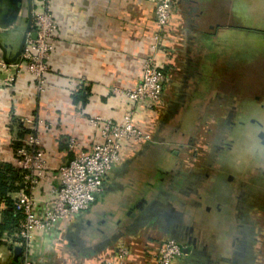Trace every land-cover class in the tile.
I'll return each instance as SVG.
<instances>
[{"label":"crops","instance_id":"1","mask_svg":"<svg viewBox=\"0 0 264 264\" xmlns=\"http://www.w3.org/2000/svg\"><path fill=\"white\" fill-rule=\"evenodd\" d=\"M190 7L188 0L178 6L165 48L156 54L167 83L163 104L139 114L149 140L113 167L87 212L66 219L58 232L35 238L31 264H155V253L172 238L182 247L173 264H264V201L259 203L264 198V148L259 142L254 154L253 134H239L234 142L251 152L238 163L240 171L230 165L219 178L216 154L222 146L212 154L208 134L203 135L209 130L215 136L216 131L206 124L210 115L200 116L197 108L213 95L212 117L222 115V92L211 93L216 77L210 76L222 59V28L205 21L195 27ZM221 7L218 1V18ZM54 12L60 39L45 92L39 94L27 74L11 86L0 75V165L17 170L16 150L36 119L52 126L40 132L52 176L32 193L41 208L60 185L58 170L79 150L100 141L90 120L102 116L119 122L129 109L128 100L114 90L140 82L143 64L155 53L158 31L151 0H55ZM29 13L27 0H0L1 59L3 48L9 58L16 56ZM209 25L216 30L207 29ZM84 91L85 100H76ZM198 128L202 130L195 135ZM72 139L78 145L74 150ZM17 247L9 238L0 239V264H23L25 252L17 260ZM120 248L128 251L126 258H120Z\"/></svg>","mask_w":264,"mask_h":264},{"label":"built area","instance_id":"2","mask_svg":"<svg viewBox=\"0 0 264 264\" xmlns=\"http://www.w3.org/2000/svg\"><path fill=\"white\" fill-rule=\"evenodd\" d=\"M54 1L32 0V29L21 57L13 64L0 58V75L5 76L6 86H11L16 77L27 74L32 77L37 92L41 95L45 92L50 61L60 39ZM151 1L155 4L158 30L154 38L155 53L143 64L141 80L134 88L114 90L115 95L128 100L129 109L119 122L102 116L90 120V126L100 134V141L86 150H79L72 160L58 170L56 178L60 185L55 190L53 200L43 209L38 207L32 193L41 181L52 178L47 172L40 140V132L49 131L52 126L36 119L31 133L16 150V167L23 174V189L17 193L15 200L24 217L19 222V233L15 237L23 240L20 244L25 252L23 264H31L29 256L38 235L58 232L66 219L87 212L103 193L104 182L113 167L127 152L150 138L142 129L139 114L163 104L167 76L157 65L156 54L164 50L171 19L178 6H181L179 0ZM33 33L37 35L36 39H32ZM76 146V141L70 140L71 150ZM5 209L6 204L0 201V219ZM119 253L120 258L128 255L124 248H120ZM181 256L180 243L170 239L155 253V264H173ZM104 264L113 263L108 261Z\"/></svg>","mask_w":264,"mask_h":264},{"label":"rangeland","instance_id":"3","mask_svg":"<svg viewBox=\"0 0 264 264\" xmlns=\"http://www.w3.org/2000/svg\"><path fill=\"white\" fill-rule=\"evenodd\" d=\"M227 3V13L228 10H230L228 18L232 21V24L256 29V31L259 30V32H249L246 29H239V31L231 33V35L223 39L220 43L222 45V59L220 60V65L217 67L216 74L210 76L216 77L215 81L212 83L211 93L219 95L218 91L222 92V96H219L220 99H222V115L217 116L216 118L218 119L216 120L212 117L211 102L213 95H210L204 101L202 100V103H199L202 109L197 108L200 116L204 115L205 118L210 115V119L207 118L206 124L213 126V129L216 131L215 136H212L209 130L203 135L207 136L206 134H208L209 145H212V154L216 152L214 147L222 146L223 142L227 143L230 142V140H234L235 134L230 132L229 120L232 121V119H234V121L238 123L242 119H249L250 116L244 118V115L239 113V109L242 108L241 105H243L244 101L250 99L243 94L258 93L256 82H254L252 76H264V0H228ZM222 34L224 35L225 33ZM259 56H261V60L259 61L258 67H249L253 64L251 62L255 61ZM230 92L236 93L237 96ZM253 102L254 109L259 112V115H255V117L258 116L259 119L263 121L264 97H262V99L254 98ZM233 112L235 113L232 114ZM231 116L232 118L230 119ZM199 128L194 133L195 135L202 130H199ZM249 132L251 133L252 130ZM257 132L258 129L253 130V139L255 140L254 146L256 142V148L253 147L254 154L260 148L259 140L255 138ZM238 135L239 133L236 137ZM250 135H252V133ZM235 145V149L231 154H227L226 156L225 154L222 155V149L219 154H216V168H220L221 166L219 178L222 177L223 161H226V163H228L227 165H231L232 169L238 172L240 171L238 163L243 159L244 155L251 152L250 150L245 151L244 147L240 144L236 143ZM263 201L264 198H259V203H263ZM261 215L262 211L260 210L258 216L262 217Z\"/></svg>","mask_w":264,"mask_h":264},{"label":"flooded vegetation","instance_id":"4","mask_svg":"<svg viewBox=\"0 0 264 264\" xmlns=\"http://www.w3.org/2000/svg\"><path fill=\"white\" fill-rule=\"evenodd\" d=\"M183 0H179V2L182 4ZM215 0H188V3L191 5L190 7V13L193 19V23L194 26L197 27V25L200 27V22L202 23L203 21H205L206 23H210V24H214L216 23V26H218V28H222V33H225L224 35L222 34V40L225 39L226 37H228L229 35H231V33H234L235 31H239V29H246L249 32H259L256 31V29H252V28H247V27H243V26H237L232 24V21L229 20V16L228 14L230 13V10H228L227 13V1L228 0H218L221 4V11H220V16L218 18V8H217V2H214ZM24 2V1H23ZM28 2V0H27ZM228 4V3H227ZM227 7V8H226ZM197 9V11H196ZM201 11V12H198ZM197 14H196V12ZM197 15L198 18L195 16ZM264 16V14H263ZM196 17V18H195ZM197 20V21H196ZM205 22H203V24H205ZM220 22V23H219ZM206 27V26H204ZM198 28V27H197ZM207 29L209 30H216L214 28V26L209 25L207 26ZM238 29V30H237ZM228 32V33H226ZM261 60V56H259V58H257L255 61H252L249 67H258L259 65V61ZM254 82H256V89L258 90V93L254 92V94L252 93H245L243 94L244 96L250 98V99H246L243 103V105H241L242 108L239 109V113L241 115H244L243 117L246 118L247 116H250L248 120H240L238 123L237 122H232L231 121V125L229 127L230 132L236 134V132L239 130V134H242V136L244 138H249L250 134H253V130L254 129H258V132L256 133V138L259 140L261 146L264 148V145L262 144L261 139L259 138V135L261 132H264V120H260L259 117H255V115H259V112L254 109V98H260L262 99V97H264V76H252ZM232 94H234L235 96H237L236 93L230 92ZM235 113V112H233ZM234 116V115H232ZM231 116V117H232ZM230 117V118H231ZM233 126L237 127L238 130H233ZM252 132L250 133L249 131ZM236 131V132H235ZM255 134V133H254ZM237 137L235 136L234 140ZM231 141V142H223L222 144V154L225 156L227 154H231L232 151H234L235 149V142ZM227 149V151H226ZM225 151V153H224ZM259 152V151H258ZM224 160V158H223ZM228 163H226V161L222 163V170L226 169V170H231V168H229L230 165H227ZM228 167V168H227ZM221 168H218V170H220ZM232 176H230L231 178ZM174 239V238H172ZM175 241L179 242L177 239H174ZM180 243V242H179ZM191 243H194L193 240H191Z\"/></svg>","mask_w":264,"mask_h":264},{"label":"trees","instance_id":"5","mask_svg":"<svg viewBox=\"0 0 264 264\" xmlns=\"http://www.w3.org/2000/svg\"><path fill=\"white\" fill-rule=\"evenodd\" d=\"M86 93L84 91L83 95L76 96V100H85ZM22 184L23 174L20 170L9 164L0 165V201L6 204V210L2 213L0 221V239L9 238L13 245L23 243V240L15 235L19 233V222L24 214L13 199V195L22 190Z\"/></svg>","mask_w":264,"mask_h":264},{"label":"water","instance_id":"6","mask_svg":"<svg viewBox=\"0 0 264 264\" xmlns=\"http://www.w3.org/2000/svg\"><path fill=\"white\" fill-rule=\"evenodd\" d=\"M15 4H22L24 0H12ZM28 5H29V16H30V19H29V24H28V27H27V31L24 35V38H23V41L21 43V46L16 54V56L14 58H9L6 54V49L3 48V52H4V57H3V60L8 63V64H13V63H16L17 60H19V58L21 57L22 53H23V50H24V47H25V43H26V40H27V37L29 35V33L31 32V29H32V18H31V11H32V0H28ZM37 38V35L36 34H32V39H36ZM259 138L261 139L262 141V144L264 145V132H261L260 135H259ZM195 243V242H194ZM193 244V243H192ZM14 255H15V258L18 260L20 257L23 256V249L21 247H17L14 249Z\"/></svg>","mask_w":264,"mask_h":264}]
</instances>
